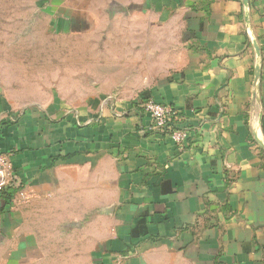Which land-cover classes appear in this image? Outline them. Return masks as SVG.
Segmentation results:
<instances>
[{
	"label": "crops",
	"instance_id": "0c3cea01",
	"mask_svg": "<svg viewBox=\"0 0 264 264\" xmlns=\"http://www.w3.org/2000/svg\"><path fill=\"white\" fill-rule=\"evenodd\" d=\"M58 3L84 53L61 101H0V264H264V0Z\"/></svg>",
	"mask_w": 264,
	"mask_h": 264
},
{
	"label": "rangeland",
	"instance_id": "374dc122",
	"mask_svg": "<svg viewBox=\"0 0 264 264\" xmlns=\"http://www.w3.org/2000/svg\"><path fill=\"white\" fill-rule=\"evenodd\" d=\"M58 1L0 0L1 103L40 104L46 93L49 102L61 101L56 96L58 65L79 59L86 41L60 34L68 19Z\"/></svg>",
	"mask_w": 264,
	"mask_h": 264
},
{
	"label": "built area",
	"instance_id": "2783aa9c",
	"mask_svg": "<svg viewBox=\"0 0 264 264\" xmlns=\"http://www.w3.org/2000/svg\"><path fill=\"white\" fill-rule=\"evenodd\" d=\"M133 106L140 109L150 118L151 128L166 133L176 144H184L189 133L185 128H179V112L173 106L161 104L153 99L136 100ZM14 170L8 153L0 152V196L10 188L14 179Z\"/></svg>",
	"mask_w": 264,
	"mask_h": 264
},
{
	"label": "water",
	"instance_id": "95a60500",
	"mask_svg": "<svg viewBox=\"0 0 264 264\" xmlns=\"http://www.w3.org/2000/svg\"><path fill=\"white\" fill-rule=\"evenodd\" d=\"M243 1H244L245 4L248 3V0H243Z\"/></svg>",
	"mask_w": 264,
	"mask_h": 264
},
{
	"label": "trees",
	"instance_id": "16d2710c",
	"mask_svg": "<svg viewBox=\"0 0 264 264\" xmlns=\"http://www.w3.org/2000/svg\"><path fill=\"white\" fill-rule=\"evenodd\" d=\"M142 100V99H141ZM132 103H134V102H132Z\"/></svg>",
	"mask_w": 264,
	"mask_h": 264
}]
</instances>
